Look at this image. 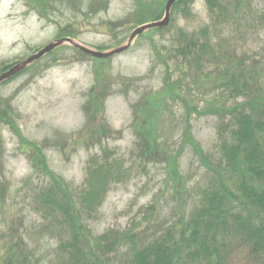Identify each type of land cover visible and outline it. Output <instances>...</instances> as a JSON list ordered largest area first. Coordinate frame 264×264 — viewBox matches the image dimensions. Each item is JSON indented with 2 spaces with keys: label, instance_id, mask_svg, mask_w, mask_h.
<instances>
[{
  "label": "rangeland",
  "instance_id": "1",
  "mask_svg": "<svg viewBox=\"0 0 264 264\" xmlns=\"http://www.w3.org/2000/svg\"><path fill=\"white\" fill-rule=\"evenodd\" d=\"M165 2L50 0L47 18L37 14V0H0V73L65 31L80 46L114 49L127 43L139 6L163 16ZM239 6L210 16L205 0H192L186 13L171 9L167 26L144 31L118 55L99 59L64 42L0 82V264H65L59 246L69 230L40 194H57L51 174L80 190L91 158L122 162L98 210L81 224V246L96 264H128L130 237L140 247L168 228L183 232L200 188L225 169L216 147L243 100L222 79L241 76L264 89V0ZM204 28L215 55L191 63L195 52L183 33L202 42ZM227 264L261 263L234 250Z\"/></svg>",
  "mask_w": 264,
  "mask_h": 264
},
{
  "label": "trees",
  "instance_id": "2",
  "mask_svg": "<svg viewBox=\"0 0 264 264\" xmlns=\"http://www.w3.org/2000/svg\"><path fill=\"white\" fill-rule=\"evenodd\" d=\"M49 1L37 0L42 6L37 12L40 17L47 16L52 10L47 6ZM191 2L178 0L171 9L182 7L186 13ZM205 3L210 16L222 13L227 15L226 11L232 5L238 13L241 7L240 0H205ZM145 13L141 6L134 12L135 27L162 17L161 11L149 15ZM160 30L152 28L151 31ZM65 32L58 36L69 37ZM207 33L204 28L201 35L206 37L202 42L190 37L191 40L183 33V40L191 46L190 54L195 52L191 63L198 64L199 59L208 51L213 55L214 45ZM12 65H3L1 69L5 71ZM15 76L6 79L4 83ZM241 79V76L232 77L222 79L221 82L222 87L229 89L235 97H243L233 107L227 137L219 140L216 147L219 160L225 165L224 171H216L202 185L196 203L185 222L183 220L182 233H172L168 228L140 247L130 237L132 254L128 264H227L234 250L247 252L250 259L264 264V113L259 110V106H264V89L258 82L252 87L247 82L242 83ZM165 82L168 85L166 78ZM184 135L187 141L189 139L192 142L190 129L185 127ZM143 142V153L148 154L152 149L151 142L148 139ZM194 147L197 152H201L199 147ZM40 158L43 168L47 170L45 155L40 154ZM114 160L117 162L105 158L94 161L91 158L80 190L66 189L51 174L57 194L52 195L47 191L40 194L42 206L56 210L69 230L70 238L59 246L65 264H96L95 258L88 256L81 246L84 238L81 224L84 216L91 217L98 210L108 184L120 175L122 162ZM228 173L232 176L233 186L227 182Z\"/></svg>",
  "mask_w": 264,
  "mask_h": 264
},
{
  "label": "water",
  "instance_id": "3",
  "mask_svg": "<svg viewBox=\"0 0 264 264\" xmlns=\"http://www.w3.org/2000/svg\"><path fill=\"white\" fill-rule=\"evenodd\" d=\"M178 0H166L164 5V14L163 17L157 21H152L149 23H145L142 25L137 26L129 35L127 43L120 45L114 49L108 50V51H100V50H92L83 46H80L73 42V40L69 37H62L54 40L53 42H50L46 44L43 48L39 49L37 52L31 54L27 58H25L22 61H19L9 67L7 70L0 73V82L5 81L6 79L16 75L23 69H25L29 64L33 63L34 61L40 59L45 54L51 52L54 48L60 46L64 42H70L74 47H76L80 52L90 55L95 58L99 59H107L114 55H118L127 49H129L131 42L135 37L143 33L144 31L152 28H158L161 29L169 24L170 21V10L174 3Z\"/></svg>",
  "mask_w": 264,
  "mask_h": 264
}]
</instances>
